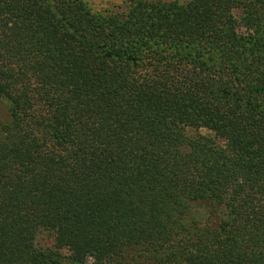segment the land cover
Masks as SVG:
<instances>
[{"label": "trees", "instance_id": "1", "mask_svg": "<svg viewBox=\"0 0 264 264\" xmlns=\"http://www.w3.org/2000/svg\"><path fill=\"white\" fill-rule=\"evenodd\" d=\"M121 1L0 0V264H264V0Z\"/></svg>", "mask_w": 264, "mask_h": 264}, {"label": "rangeland", "instance_id": "2", "mask_svg": "<svg viewBox=\"0 0 264 264\" xmlns=\"http://www.w3.org/2000/svg\"><path fill=\"white\" fill-rule=\"evenodd\" d=\"M87 7L93 12L98 14H105L110 12H121L126 6L121 0H82ZM163 1H176L180 4L185 3L187 0H163ZM200 133L208 134L206 131L201 130ZM52 237L51 235L43 234L38 237L37 244L40 248L46 249L52 246ZM64 264H72L68 261H64ZM88 264H92L89 262Z\"/></svg>", "mask_w": 264, "mask_h": 264}]
</instances>
